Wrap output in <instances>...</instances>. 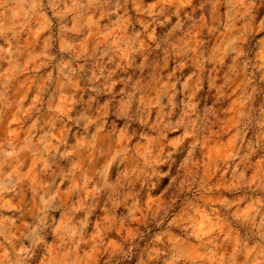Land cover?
I'll list each match as a JSON object with an SVG mask.
<instances>
[{
    "label": "clouds",
    "instance_id": "obj_1",
    "mask_svg": "<svg viewBox=\"0 0 264 264\" xmlns=\"http://www.w3.org/2000/svg\"><path fill=\"white\" fill-rule=\"evenodd\" d=\"M0 264H264V0H0Z\"/></svg>",
    "mask_w": 264,
    "mask_h": 264
}]
</instances>
